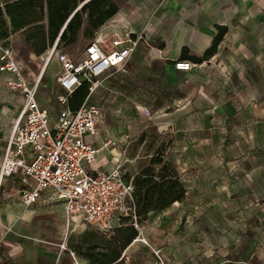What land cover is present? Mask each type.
Listing matches in <instances>:
<instances>
[{"label": "crops", "instance_id": "obj_1", "mask_svg": "<svg viewBox=\"0 0 264 264\" xmlns=\"http://www.w3.org/2000/svg\"><path fill=\"white\" fill-rule=\"evenodd\" d=\"M112 1L117 13L97 30L94 39L106 31H129L142 34L146 44L137 47L122 73L110 71L89 98L101 111L96 133L85 138L99 150L91 172L106 173L117 166L123 172H136V160H129L125 149L147 127L159 132L208 129L203 124L186 125L195 120L196 110L193 97L186 92L192 88L186 79L201 89L219 81L232 85L241 80L250 85L256 77L264 86V0ZM220 28L226 33L212 58L201 64L191 62L194 66L187 72L174 70V62L181 61L184 49L189 56L201 57ZM54 59L61 69L55 57L47 64L45 59L38 73L20 67L27 79L40 77L36 100L51 123L60 110L57 95L61 89L56 81L60 70L47 79L44 76ZM254 63H258L257 75L252 72ZM11 78L0 73V159L23 103L18 92L5 85ZM81 104L68 100L71 110ZM24 189L18 177L0 181V264H89L67 248L62 205L52 201L49 191H43L33 205L25 207L20 200ZM139 235L122 254L125 264H133L126 254Z\"/></svg>", "mask_w": 264, "mask_h": 264}, {"label": "rangeland", "instance_id": "obj_2", "mask_svg": "<svg viewBox=\"0 0 264 264\" xmlns=\"http://www.w3.org/2000/svg\"><path fill=\"white\" fill-rule=\"evenodd\" d=\"M90 41L80 38L59 50L79 60ZM6 47L25 72L38 73L47 57L35 55L21 33ZM253 67L257 75L258 63ZM59 70L54 59L44 79ZM186 81L196 105L195 120L186 125L209 127L166 129L175 138L169 158L186 184V198L150 214L126 255L133 264H154L152 249L160 248L171 264H264V86L257 77L250 85L219 81L204 89ZM64 225L70 250L94 232L83 223L67 228L64 219Z\"/></svg>", "mask_w": 264, "mask_h": 264}, {"label": "built area", "instance_id": "obj_3", "mask_svg": "<svg viewBox=\"0 0 264 264\" xmlns=\"http://www.w3.org/2000/svg\"><path fill=\"white\" fill-rule=\"evenodd\" d=\"M140 44H146L142 34L106 31L86 45L79 60H74L56 52L55 43L46 52L45 61L47 64L55 57L61 66L56 78L61 89L57 95L60 110L54 123L36 100L40 77L27 79L13 51L1 48L0 73L12 76L5 85L18 92L23 103L0 159V181L20 178L25 186L20 194L23 206L33 205L43 191H49L52 201L63 207L67 228L83 223L106 235L113 232L121 218L134 214L132 188L123 181L122 167L106 173L91 172L99 150L87 144L85 138L96 133L101 115L89 98L110 71H124ZM193 66L189 61H176L173 68L187 72ZM83 82L88 85L87 97L71 110L69 97ZM134 227L140 230L137 225ZM152 255L154 264H171L160 248L152 249Z\"/></svg>", "mask_w": 264, "mask_h": 264}, {"label": "trees", "instance_id": "obj_4", "mask_svg": "<svg viewBox=\"0 0 264 264\" xmlns=\"http://www.w3.org/2000/svg\"><path fill=\"white\" fill-rule=\"evenodd\" d=\"M116 13L112 0H0V43L6 47L13 35L21 33L37 56L55 43V51L60 52L61 46H73L80 38L92 41L97 30ZM225 33L226 29L220 28L201 57L189 56L184 49L180 60L194 64L208 61L216 54ZM87 93L88 85L83 82L69 100L81 104ZM174 142L170 133L159 132L155 127L143 129L132 140L125 152L129 160H136V172L124 171L122 178L132 188L134 214L121 218L110 235L93 229L81 244L73 247V253L89 264H125L122 254L138 236L134 225L140 227L151 213L185 200L186 185L169 158Z\"/></svg>", "mask_w": 264, "mask_h": 264}, {"label": "water", "instance_id": "obj_5", "mask_svg": "<svg viewBox=\"0 0 264 264\" xmlns=\"http://www.w3.org/2000/svg\"><path fill=\"white\" fill-rule=\"evenodd\" d=\"M82 6H83V4H82V5H81V6H80L78 9H76V11H75V12H77V11H78V10H79V9H80ZM75 12H74V13H75Z\"/></svg>", "mask_w": 264, "mask_h": 264}]
</instances>
